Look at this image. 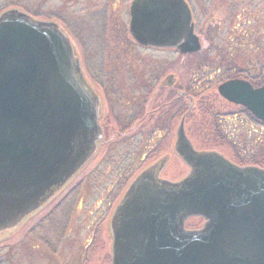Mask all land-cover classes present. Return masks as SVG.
<instances>
[{"label":"water","instance_id":"obj_1","mask_svg":"<svg viewBox=\"0 0 264 264\" xmlns=\"http://www.w3.org/2000/svg\"><path fill=\"white\" fill-rule=\"evenodd\" d=\"M128 31L139 46L202 50L185 0H133ZM170 77L166 86H171ZM162 87L164 84L161 85ZM264 123V84L217 87ZM100 99L67 36L54 23L10 10L0 16V235L17 228L92 159ZM174 152L189 174L159 178L168 158L139 173L109 224L111 264H264V169L198 152L181 123ZM201 218L199 230H185Z\"/></svg>","mask_w":264,"mask_h":264},{"label":"rangeland","instance_id":"obj_2","mask_svg":"<svg viewBox=\"0 0 264 264\" xmlns=\"http://www.w3.org/2000/svg\"><path fill=\"white\" fill-rule=\"evenodd\" d=\"M132 1L0 0V16L18 10L57 23L101 100L103 129L98 152L60 195L0 236V264H111L108 223L128 185L163 158L160 179L190 172L174 152L181 123L196 151L264 169V127L242 120V109L218 95L226 79L216 77L264 66V0H185L202 44L191 55L138 46L128 32ZM203 223L191 218L184 228Z\"/></svg>","mask_w":264,"mask_h":264},{"label":"trees","instance_id":"obj_3","mask_svg":"<svg viewBox=\"0 0 264 264\" xmlns=\"http://www.w3.org/2000/svg\"><path fill=\"white\" fill-rule=\"evenodd\" d=\"M264 66L261 65L259 68H252V67H248L247 69H240L238 68L237 71H221V70H217L216 72V77L217 79H226V80H230V79H237V78H242L244 80L249 81L254 87H259L262 84H264ZM220 73H222L220 75ZM225 80V81H226ZM242 116H244V118L242 119L244 122L246 121V118L248 119V121L250 122V124H256L259 125L261 128L264 127V124L261 123L260 121L256 120L255 118H253L246 110L242 109L241 113ZM240 121V120H239ZM242 123V122H241ZM251 125V126H252ZM248 128L250 129V125L248 126ZM262 157H264V152H261ZM249 165L247 166H255V167H261V163L256 162L255 160H252V162L248 163Z\"/></svg>","mask_w":264,"mask_h":264},{"label":"flooded vegetation","instance_id":"obj_4","mask_svg":"<svg viewBox=\"0 0 264 264\" xmlns=\"http://www.w3.org/2000/svg\"><path fill=\"white\" fill-rule=\"evenodd\" d=\"M30 17V16H29ZM33 17V16H32ZM32 17H30V18H32ZM33 20H35V21H41V22H47V23H54V24H56L57 25V23L56 22H54V21H52V20H46V21H42V20H39V19H35V18H32ZM58 26V25H57ZM59 27V26H58ZM129 32V31H128ZM183 95V94H182ZM100 119H101V100H100V114H99V127H100V130H101V138L97 141V143H96V150H95V153H94V155H93V157L95 156V154L98 152V149L100 148V146L102 145V143H103V141H102V139H103V129H102V127H101V124H100ZM92 157V158H93ZM71 182V181H70ZM69 184V183H68ZM130 185V184H129ZM129 185H128V187H129ZM127 187V188H128ZM65 188V187H64ZM64 188H62V189H60L51 199H50V201L49 202H47V203H45L42 207H40L37 211H35V212H33L32 214H30L28 217H26V219L25 220H27V219H31L32 217H34V216H36V215H38L41 211H43L50 203H51V201L53 202L56 198H57V196L58 195H60V193H61V191L64 189ZM127 190V189H126ZM126 192V191H125ZM120 201V200H119ZM115 208H116V206H115ZM115 208L112 210V214H111V217H112V215H113V213H114V210H115ZM111 217H110V220H111ZM24 220V221H25ZM110 220H109V223L108 224H110ZM23 223V222H22ZM108 232H109V227H108ZM109 236H110V233H109Z\"/></svg>","mask_w":264,"mask_h":264}]
</instances>
